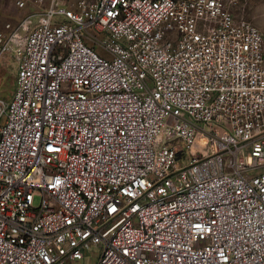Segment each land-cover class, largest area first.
<instances>
[{
    "label": "built area",
    "instance_id": "2783aa9c",
    "mask_svg": "<svg viewBox=\"0 0 264 264\" xmlns=\"http://www.w3.org/2000/svg\"><path fill=\"white\" fill-rule=\"evenodd\" d=\"M33 1L0 23L18 60L0 264H264V37L244 0Z\"/></svg>",
    "mask_w": 264,
    "mask_h": 264
},
{
    "label": "rangeland",
    "instance_id": "374dc122",
    "mask_svg": "<svg viewBox=\"0 0 264 264\" xmlns=\"http://www.w3.org/2000/svg\"><path fill=\"white\" fill-rule=\"evenodd\" d=\"M48 0H41L42 4L47 3ZM66 4L71 3L73 0H61ZM56 0V2H61ZM244 0L241 3L233 7V11L237 17H243L250 20L255 24L263 33L264 37V6L263 3L252 5ZM26 4L23 7H18L16 0H0V23L12 19L19 18L31 8L39 7L37 2L33 0H26ZM18 60L14 54L4 52L0 55V96L8 98L14 89V75ZM38 197H35V203ZM96 253V254H95ZM98 249L95 248L87 252L86 258L78 261L73 260L72 264H94L96 261V255Z\"/></svg>",
    "mask_w": 264,
    "mask_h": 264
},
{
    "label": "crops",
    "instance_id": "0c3cea01",
    "mask_svg": "<svg viewBox=\"0 0 264 264\" xmlns=\"http://www.w3.org/2000/svg\"><path fill=\"white\" fill-rule=\"evenodd\" d=\"M248 2L251 3L252 5L263 3L264 6V0H249ZM12 19H16V18H12Z\"/></svg>",
    "mask_w": 264,
    "mask_h": 264
}]
</instances>
